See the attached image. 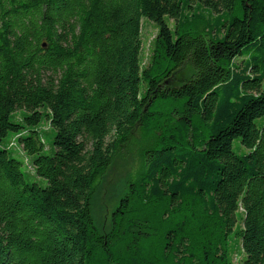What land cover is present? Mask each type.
Listing matches in <instances>:
<instances>
[{"label":"trees","instance_id":"obj_1","mask_svg":"<svg viewBox=\"0 0 264 264\" xmlns=\"http://www.w3.org/2000/svg\"><path fill=\"white\" fill-rule=\"evenodd\" d=\"M136 136L102 231L95 197ZM239 246L264 264V0H0V264H233Z\"/></svg>","mask_w":264,"mask_h":264},{"label":"rangeland","instance_id":"obj_2","mask_svg":"<svg viewBox=\"0 0 264 264\" xmlns=\"http://www.w3.org/2000/svg\"><path fill=\"white\" fill-rule=\"evenodd\" d=\"M169 24L171 27L174 26V22L172 20L169 21ZM156 35L157 27L148 19H141L142 49L140 53V61L143 68H146L149 65L153 50V42ZM187 73L188 69H184L183 75H187ZM43 128L46 130L48 129V126L45 125ZM141 144L142 141L138 136H136L132 146L117 156L113 165L103 177L101 186L98 189L97 196L95 197L96 199L94 205V216L97 225L102 231H108L110 229L112 223V213L116 209L120 197L127 189V182L139 171L142 166ZM19 156L24 157L21 151ZM24 159L30 168L29 172L33 175V169L30 161L27 158ZM245 257L246 256L243 254L241 246H239L232 255V262L233 264H242L243 258Z\"/></svg>","mask_w":264,"mask_h":264}]
</instances>
